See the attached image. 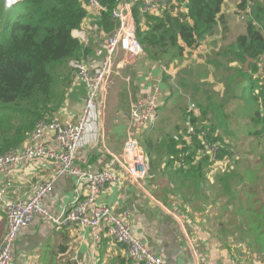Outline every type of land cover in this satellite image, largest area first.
<instances>
[{
    "label": "trees",
    "instance_id": "16d2710c",
    "mask_svg": "<svg viewBox=\"0 0 264 264\" xmlns=\"http://www.w3.org/2000/svg\"><path fill=\"white\" fill-rule=\"evenodd\" d=\"M97 1L103 10L95 17V34L109 39L120 27L113 12L132 0ZM225 3L171 0L158 12L132 3L145 58L162 63L164 75L176 63L188 74L187 53L199 51L218 26L225 32L216 47L226 39ZM238 11L248 15L246 31L235 42L219 45V58L209 60L216 68L209 79L215 82L193 85L191 102L171 107L179 88L167 75L171 92L141 145L148 169L161 171L177 210L202 219L197 214L210 207L209 201L213 210L222 211L225 200L232 206V222L225 227L222 216L215 238L237 255L238 264H264V0H240ZM91 13L87 0H23L10 9L0 0V155L21 148L39 124L53 122L74 81H81L71 63L84 60L89 47L73 33L84 29ZM201 69L208 68L199 63L196 70ZM181 77L185 89L189 80ZM243 133L246 138L237 139ZM207 145L216 147L215 159ZM218 165L224 168L216 172ZM39 264L47 262L41 257Z\"/></svg>",
    "mask_w": 264,
    "mask_h": 264
},
{
    "label": "crops",
    "instance_id": "0c3cea01",
    "mask_svg": "<svg viewBox=\"0 0 264 264\" xmlns=\"http://www.w3.org/2000/svg\"><path fill=\"white\" fill-rule=\"evenodd\" d=\"M91 15L84 26L89 52L83 61L93 75L106 55L108 36L95 34L93 25L98 15ZM115 70L111 85L99 98L98 109L103 121L96 120L90 126L75 160L77 167L92 173L108 168L119 173L116 183L106 185L99 203L116 215L129 211L132 234L167 264H238L237 255L234 257L233 252L215 238L211 225L196 226L177 216L176 205L167 202L166 180L159 169L149 166L144 180L129 185L127 176L113 165L115 159L125 161L136 154L126 146L131 100L145 98L153 88L161 92V106L169 97L164 69L145 56L122 70ZM86 95L85 84L74 81L54 121L76 123L84 109ZM36 144V140L29 138L24 145ZM55 170L56 166L35 162L14 166L0 174V242L7 230L4 202L28 200L44 178L55 175ZM75 188V178L58 177L53 192L44 202L45 207L56 217L62 215L72 205ZM13 257L18 264H39L41 257L47 264H137L129 258L124 246L104 231L56 227L41 217L18 238Z\"/></svg>",
    "mask_w": 264,
    "mask_h": 264
},
{
    "label": "built area",
    "instance_id": "2783aa9c",
    "mask_svg": "<svg viewBox=\"0 0 264 264\" xmlns=\"http://www.w3.org/2000/svg\"><path fill=\"white\" fill-rule=\"evenodd\" d=\"M23 0H6V8H13ZM92 13L97 15L103 10L97 0H87ZM171 0H132L125 1L113 12V18L120 27L110 35L107 52L101 66L92 75L87 64L82 60H74L71 64L77 77L85 84L87 95L85 106L76 123L61 124L57 121L41 123L31 134L30 139L36 145H23L19 149L0 155V174L9 172L17 165L35 162L56 166L55 175L44 178L28 200L6 201L3 211L6 216L7 230L0 243V264H14V248L23 231L33 224L37 217L44 218L56 227L90 228L104 231L107 235L122 244L129 258L137 264H167L153 254L149 248L131 231L129 219L131 213L116 215L106 205L100 204L101 193L107 184H114L119 173L113 168L92 173L77 167L75 164L79 149L84 143L89 128L96 120L103 121L99 111L100 95L112 83L116 68L122 70L144 56L143 47L136 38L135 19L132 3H142L144 12H158L165 9ZM97 32L98 26H93ZM74 36L87 43L84 29L75 31ZM161 92L153 88L145 98L134 102L129 114L130 127L126 146L136 151L130 159H115L113 165L123 171L129 185H136L144 180L148 173V164L141 145V136L154 126L161 107ZM97 112L99 116L97 115ZM215 146H206L213 158L216 157ZM76 179L75 196L72 205L62 215L56 217L45 207L44 202L53 192L58 177ZM181 217L180 215H177Z\"/></svg>",
    "mask_w": 264,
    "mask_h": 264
},
{
    "label": "rangeland",
    "instance_id": "374dc122",
    "mask_svg": "<svg viewBox=\"0 0 264 264\" xmlns=\"http://www.w3.org/2000/svg\"><path fill=\"white\" fill-rule=\"evenodd\" d=\"M239 4H240V0H226L223 13L225 14V16L228 20V30L226 31L227 37H226V39L221 40L220 44H218L217 47L219 45H222L225 47L228 44L235 42L239 35L245 33L246 27H247L246 19H247L248 15L246 12H239L238 11V5ZM224 32L225 31L221 26L216 27L214 33L212 35L208 36V39L205 41L204 46L199 51L193 50V51H190L189 53L186 54L185 58L189 62V65L187 68V72H189L188 74L183 72V65H178L179 63L174 64L172 66V68L169 70V71H171V70L173 71V72H170L171 75L173 76V79H170L169 83L172 84L173 87L179 88V91L177 93H175L174 95H172L175 103L174 104L170 103L171 107L176 105V104H178L180 106H184L185 104H188V102H191V96L193 94V88H194L193 85L204 84L209 79V76L210 77L213 76V74L211 72L216 70V68H215V66L210 65L209 60H214V58H219V55H218L219 50L216 47V44L220 41ZM192 52H194L193 55H191ZM153 62H155V61H153ZM156 63H158L160 65V67H162L164 69V74H165L166 70H165V67L163 66V64L160 62H156ZM199 63L205 64L208 69L207 70L201 69L200 71H197L196 68H197V65ZM219 73L225 74V72H223V71H219ZM167 75H169V74H167ZM167 75H165V76L169 77ZM181 75L185 76V78L187 80H189V81H187V83H189V84L185 89L182 88V86H181V82H182ZM209 80L211 82H215V80L213 78H210ZM167 86H168V91H169V84H167ZM232 88H236V90H237L239 88V86L235 82H233ZM215 90H218V88H216ZM170 92H171V90H170ZM161 96L162 95H160V99L162 100ZM132 100L130 102V110H129L130 112H131L133 105H134V102H135ZM234 104H235V101H232L231 106H233ZM175 111L177 112L178 109H175ZM161 116H162V112H161V109L159 108L158 118H160ZM142 138H143V134L141 136V141H142ZM245 138H246V135H245V133H243L242 135H239V137L237 139L243 140ZM239 146L244 148L245 142L244 141L240 142ZM220 166H222V168H224V165H220ZM220 166L218 165L215 167L216 172H218L220 170ZM174 201L175 200L171 199V197L167 198V202H174ZM209 203H210V207L207 206L206 208H204V211L202 213L197 214L198 216H202V219H199L195 216L190 218V216L183 210V208H181V210L175 209V212L179 213L184 219L190 221L191 224H193V225L202 226V225H205V223H208L213 228H215L216 224H218L220 222V220L223 216L225 218V227H228L229 224H231V222H232V221H230V218L233 215H231V213H229L232 206L226 205V201L224 200L223 205L221 207L222 211L218 210V209L213 210L211 208V205L214 203L212 201H209ZM216 207L218 208L219 206L216 205ZM193 209L194 208H189V210H193ZM245 258H246V256H245ZM242 261L244 263L246 262V261H244L243 256H242ZM247 263L252 264V260L247 261Z\"/></svg>",
    "mask_w": 264,
    "mask_h": 264
},
{
    "label": "bare ground",
    "instance_id": "6f19581e",
    "mask_svg": "<svg viewBox=\"0 0 264 264\" xmlns=\"http://www.w3.org/2000/svg\"><path fill=\"white\" fill-rule=\"evenodd\" d=\"M135 102H137L138 101V99H136V100H134Z\"/></svg>",
    "mask_w": 264,
    "mask_h": 264
},
{
    "label": "water",
    "instance_id": "95a60500",
    "mask_svg": "<svg viewBox=\"0 0 264 264\" xmlns=\"http://www.w3.org/2000/svg\"><path fill=\"white\" fill-rule=\"evenodd\" d=\"M19 4V3H18ZM153 127V126H152Z\"/></svg>",
    "mask_w": 264,
    "mask_h": 264
}]
</instances>
